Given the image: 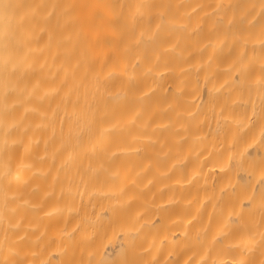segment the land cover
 <instances>
[{"label":"bare ground","instance_id":"1","mask_svg":"<svg viewBox=\"0 0 264 264\" xmlns=\"http://www.w3.org/2000/svg\"><path fill=\"white\" fill-rule=\"evenodd\" d=\"M0 264H264V0H0Z\"/></svg>","mask_w":264,"mask_h":264}]
</instances>
